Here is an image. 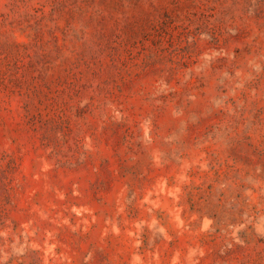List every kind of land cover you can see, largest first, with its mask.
<instances>
[{"label": "rangeland", "instance_id": "1", "mask_svg": "<svg viewBox=\"0 0 264 264\" xmlns=\"http://www.w3.org/2000/svg\"><path fill=\"white\" fill-rule=\"evenodd\" d=\"M0 264H264V0H0Z\"/></svg>", "mask_w": 264, "mask_h": 264}]
</instances>
